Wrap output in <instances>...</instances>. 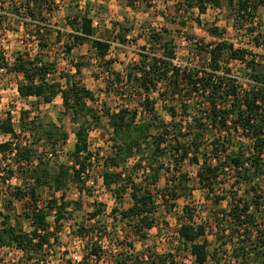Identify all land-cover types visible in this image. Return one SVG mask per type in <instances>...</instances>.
Instances as JSON below:
<instances>
[{
    "label": "trees",
    "instance_id": "trees-1",
    "mask_svg": "<svg viewBox=\"0 0 264 264\" xmlns=\"http://www.w3.org/2000/svg\"><path fill=\"white\" fill-rule=\"evenodd\" d=\"M7 1L13 2V0ZM135 1L139 0H126L125 4L132 6ZM223 1H226L229 7L234 6L235 1L237 8L234 10L235 17L244 19L248 25L254 23L257 9L264 6V0H181L178 5L184 9V12L195 10L198 16L194 20L199 25L200 16L204 15L209 7L220 8ZM49 5H51L50 0H23L17 6H12L14 11L12 16L18 20L27 18L28 22L23 21L24 24L34 28L29 32V39L40 52L50 47L47 43L50 29L47 19L39 18L42 12L38 13L37 7L50 11ZM84 8L82 12L68 18L72 32L67 34L69 42L64 43V52L69 55L77 45H90L96 62L105 70V91L113 93L116 99L128 102V105L117 108L113 112L100 111L99 113L93 106L96 102L94 93L77 82L76 77L81 74L83 63L70 61L74 74L60 75L56 79L54 64L44 61L38 53V56L31 57L27 52H23L14 57L10 64L0 45V70H4L6 75H21L16 85L18 96L25 100L33 98L36 103L41 101L44 104L51 103L59 96L64 114L75 126L73 131L75 141L69 155L71 165L59 164L57 171L49 174L45 168L41 167L40 161L36 165L37 168L33 166L34 151L31 149V143H20L10 115L0 119V135L11 137V140L0 143L1 160L10 156L13 157L14 164L25 168L19 172L20 168L13 171L6 166L2 167L1 171L6 175H1V183L14 178L17 172L24 174V178L32 182L25 189L7 186L5 195L0 197L3 206V212L0 213L2 218L0 250L3 248L18 250L26 256L28 264H46L47 255L53 254V252L48 254L49 250L58 244L57 233L52 231L48 218L52 217L53 223L58 225L65 220L71 205L79 208L77 202L71 203L65 200L64 189L69 182H73L79 186V190H82L85 184L83 176L91 166L92 159L87 143L88 131L93 125L99 124L103 115L108 120V127L111 130V147L114 151L112 155L104 158L102 181L108 190L112 185H116L113 194L118 203L128 185L131 205L126 210L113 209L112 212H118L121 220L128 223L127 227L135 236L144 237V232L152 229L157 220L154 217L156 209L154 193L145 188L140 189V184L134 183L131 175L122 177V173L117 171L133 157H137L138 161L134 165L135 168L140 167L145 160L147 161L146 168L149 174L144 178L147 181L149 179L150 186H156L164 166L159 159L166 147L174 146L169 155L174 157L176 163L187 161L191 165H197L200 163L199 151L210 140L209 155L216 163L212 166L203 159L196 173L201 188L207 192L206 197L213 194L214 182L218 180L219 173L225 167L233 169L238 183L239 179L250 183L253 177H264V65L260 66L251 55L247 59L246 56L249 53L246 51L236 49L226 41H219L203 47L202 51L208 55V58L202 65L177 67L173 63L177 58L175 43L172 39H164V34H168L169 31L162 28L160 31L148 30L145 38L148 47H142L140 59L127 67L125 77L122 78L120 72L111 69L112 62L115 61L106 59L110 53V43L102 37L95 36L96 28L90 16L89 4ZM3 25L4 21L0 20V29ZM112 27L113 31L118 28L119 34L116 36V41H119V45L124 44L125 37L133 30L132 25L124 27L122 23H112ZM208 32L214 36H220L216 27L209 28ZM3 33H5L4 29ZM55 34V42L58 43L63 33L55 31ZM230 60L241 62L250 70L248 74L250 87L246 90H241L236 84L235 77L230 75L227 69ZM154 93H157L164 102L173 104L167 111L174 121L178 113L183 118L181 123L174 126L175 134L170 131L172 122L165 123L156 113L155 101L151 97ZM133 101L141 109L142 117H144L142 122L136 121L137 109H129ZM30 134L35 137L31 132ZM38 134L39 140L51 142L50 154L56 153L59 140L64 142L68 137L66 132L56 125H50L47 130H41ZM208 135L210 139L207 141ZM235 144L238 146L232 150ZM144 148L149 150L147 157L144 156ZM230 150L233 155H230ZM235 150H238L240 154H234ZM180 179L179 185L184 184L187 177L183 174ZM122 181L126 185H122ZM40 184L48 185L53 191L59 192L60 196L55 198L53 195L45 206H39L36 201L35 185ZM249 190L250 197L240 199H237L233 193L228 211L217 212L214 219L218 221L217 229L222 226L220 231L224 239H226V233L232 240L236 230H241L242 239L252 238L250 243L253 247L251 248L253 258L261 257L259 263L264 264V231L259 228L261 226L264 228V220L260 225L256 222L257 213H264V187L260 189L258 185L250 184ZM172 197L177 200L185 197V194H173ZM26 199H30L33 204L31 209L21 214V217L29 222L30 231L28 232L10 223V214L15 216L14 203ZM223 200L225 198L219 196L212 202L213 205L218 206ZM103 207L102 204L97 205L91 217L100 215ZM183 209L187 221L179 225L177 234L182 245L193 258L194 264H205L209 258H212L214 264H220V259H215L214 254L209 252V243L206 240L198 241L205 233L204 224L194 221L189 207L184 206ZM228 229L230 233H227ZM84 232V228L80 227L75 234L84 238L86 237ZM215 237L218 240L222 238L218 234ZM97 239L88 249L81 264L88 260L97 263L107 257L106 251ZM221 244L226 246L227 243ZM128 246L130 247L131 244ZM244 248V246L238 249L233 248L231 256L237 258L238 252L243 251ZM128 259L130 258L116 257L114 263L128 264L126 261ZM60 260L58 264H64L62 263L64 259ZM0 264H2L1 255Z\"/></svg>",
    "mask_w": 264,
    "mask_h": 264
},
{
    "label": "rangeland",
    "instance_id": "rangeland-1",
    "mask_svg": "<svg viewBox=\"0 0 264 264\" xmlns=\"http://www.w3.org/2000/svg\"><path fill=\"white\" fill-rule=\"evenodd\" d=\"M0 1V20L4 21V25L0 29V45L10 64L13 62L14 57L23 52H27L31 57L38 53L44 61L54 64V77L58 79L60 75L74 74L70 61L81 62L84 66L76 80L80 85L94 93L96 102L93 106L99 113L100 111L113 112L117 108L128 105V102L116 99L113 93L105 91V70L95 61L89 44L75 47L69 55L64 52V43L69 42L67 34L72 32L68 24V18L75 13L82 12L83 10L80 7H83L86 0H50V11L37 7L38 13L42 12L39 18H46L50 29L47 42L50 47L48 49L44 48L41 52L38 47L36 49L35 44L29 39V32L33 31L34 28L25 25L24 22L12 16L14 13L12 6H17L23 0H13L12 3L7 0ZM179 2L181 0H139L135 1L132 6H128L129 8H125L126 4L109 3L107 8L110 15H107L110 16V20H108V16L103 15L104 17L99 18L101 20L99 23L96 15L90 13L95 17L94 20L97 23L95 36L102 37L110 43V53L107 59L115 61L111 65L113 71L120 72L122 78L125 77L127 67L140 59L139 54L143 51L142 47H148L145 39L148 30L160 31L162 28L169 31L168 34H164V39L174 41L176 56L181 65H202L208 58V55L202 51L203 47L219 41L231 43L234 48L249 53L246 56L247 59L251 55L255 57L260 66L264 65V6L257 9L254 23L248 25L244 19L235 17L236 12L234 10L237 9L235 1L232 7H229L227 2L223 1L220 8L209 7L206 13L200 16L198 25L194 20L198 16L197 12L195 10L184 12V9L178 5ZM96 9L97 12H104L103 5H99ZM112 23H122L124 27L133 26L131 33L128 34V37H125L123 45H119V41H116L119 31H116V34L114 33ZM211 27H216L220 36L210 34L208 29ZM3 29L5 33H3ZM55 31L63 33L59 39L60 44L55 42ZM227 69L230 71V75L235 77L236 84L241 90L250 87L248 78L250 70L246 68L245 64L230 60ZM20 79L21 75L0 73V119L10 115L20 143H31V149L34 151L33 166L37 168L36 165L40 161L41 167L45 168L49 174H53L57 171L59 164L71 165L69 155L73 150L75 141L73 134L75 126L70 123L69 117L64 114L60 98L53 99L49 104H44L41 101L36 103L35 99L21 100L15 91ZM151 97L155 101L156 113L165 123L172 122L170 131L175 134L176 129L174 126L181 123L183 119L180 113L174 121L167 111L168 107L173 104L161 100L157 93L152 94ZM129 109H137L138 118L136 121L138 123L143 121L144 117H142L141 109L135 101L130 104ZM50 125L60 127L68 136L64 142L58 141L55 154H50L51 142L44 139L39 140V137H37L39 131L47 130ZM30 132L35 135L34 138ZM206 138L208 141L210 136L208 135ZM8 140H11L10 136L0 135V143ZM170 140L173 139L170 138ZM14 141L16 142L15 139ZM209 142L210 140L199 151V162L201 163L203 159H206L207 163L213 166L216 162L209 155ZM87 143L92 159L91 166L88 167L83 176L85 184L82 190H79L77 184L69 182L66 189H64L65 200L71 203L77 202L79 208H74V205H71L67 210L68 214H66L65 220L58 225L53 223L52 217L48 218L52 231L57 233L58 244H55L49 250L48 254L52 252L53 254L47 255L46 264H58L61 261L60 259H64L62 261L64 264H81L88 249L91 248L95 239L100 236L101 238L97 240L100 241L106 251L105 255L107 257L102 258L97 263L88 260L83 264H115L116 257H129L130 259L126 260L128 264H194L192 257L182 245L177 234L179 225L187 221L186 216L183 214L184 206L191 209L196 223L204 224L205 233L198 241L206 240L209 243V252L214 254L215 259H220V264H260L261 257L253 258L251 253L253 247L250 241H252V238L242 239L241 230H236L232 240L228 238L226 233V239H224V235L222 236L220 231L222 226L217 229L216 223L218 221L214 218L217 212L228 211L230 197L233 193L237 199H240L250 197V184L258 185L260 189H263L264 177H253L250 183L239 179L240 182L238 183L233 169L225 167L219 173L218 180L216 179L214 182L213 196L206 197L207 192L201 188L202 186H200L196 174L200 163L197 165H191L187 161L176 163L174 157L172 158L169 155L172 153L170 150L174 146L166 147L159 159L164 166L163 170L160 171L156 186H150L149 179L147 181L144 178L149 174L146 168L147 161L145 160L140 164V167L135 168L134 165L138 161L137 157H133L123 168L121 167L117 171L122 173V177L131 175L134 183L140 184V189L145 188L147 191L154 193L156 207L154 217L157 222L155 226L150 230H146L144 237H140L130 232L127 227L128 223L121 220L118 212H112L113 209H116V211L126 210L131 205L128 185L122 181V185H126L127 190L121 195L122 199L118 203L113 194L116 185H112L108 190L102 181L104 158L112 155L114 151L111 147V130L108 127V120L105 115L102 116L98 125H93L88 131ZM237 146L235 144L232 150L236 149ZM163 147H165L164 144ZM232 150H230V155H233ZM144 152V156L147 157L149 150L144 148ZM234 154L239 155L240 152L235 150ZM12 158L8 156L5 160H1L2 157H0V177L6 175L1 171L4 166L13 171L20 168L19 172L25 169L23 166L14 164ZM165 169H168V171H165ZM183 174L187 177V180L184 184L180 183L179 185L180 176ZM24 176V174L17 172L16 176L7 182L1 183L0 181V197L5 195L7 186L25 189V187L31 185L32 182ZM35 193L39 206H45L53 195L55 198L60 196L59 192L53 191L48 185L41 184L35 185ZM178 193L185 194V197L174 200L172 195ZM219 196L224 197L225 200L220 202L218 206L213 205L212 201ZM100 204L104 206L102 208L103 212L95 218L91 217V214L97 209V205ZM14 205L15 216L10 214L11 225H18L25 232L30 231L29 222L23 219L21 214L23 211L32 208L31 200L17 201ZM1 212H3V206L0 198ZM256 217V222L260 225L264 220V213H257ZM1 221L2 218L0 217ZM80 227L84 228V235L86 236L84 238L75 234ZM259 228L264 231L262 226ZM103 230L105 232H102ZM227 233H230V229ZM216 234L222 238L216 239ZM222 242H226V246L222 245ZM242 246L245 247L243 251H239L237 258H233L231 256L232 249H238ZM0 255L2 256V264L29 263L26 256L17 250L3 248L0 250ZM143 255L147 256V260L143 259ZM205 264H214V262L212 258H209Z\"/></svg>",
    "mask_w": 264,
    "mask_h": 264
},
{
    "label": "crops",
    "instance_id": "crops-1",
    "mask_svg": "<svg viewBox=\"0 0 264 264\" xmlns=\"http://www.w3.org/2000/svg\"><path fill=\"white\" fill-rule=\"evenodd\" d=\"M124 1V2H123ZM109 3L111 4V3H116V4H118V5H121V4H124L125 5V0H86L85 2H84V4H83V7H80L81 9H85L84 7H85V5H87V4H89V9H91V14H95L96 15V17H97V19H98V23L101 21L99 18H102V17H104L103 15H105V16H108V15H110V12L108 13V6L107 5H109ZM97 4V5H96ZM99 5H103L104 6V12L103 13H101V12H97L98 10L96 9V7H98ZM128 6H125V8H127ZM129 8V7H128ZM108 14V15H107ZM91 17H92V19H93V25H94V27L97 25V23H96V21L94 20V16H92V15H90ZM108 20H110V16H108ZM96 28V27H95ZM116 31H118V28H116L115 29V34H116ZM126 37H128V35L126 36ZM59 41V40H58ZM58 44H60V42H58ZM82 46H85V44H83V45H77L76 47H82ZM75 48V47H74ZM74 48L72 49V51L74 50ZM94 54V53H93ZM107 57H109V55H107L106 56V59H107ZM7 61H9L8 59H7ZM12 61V60H11ZM96 61V60H95ZM115 63V62H114ZM19 78V77H18ZM15 91H16V87H15ZM16 93H17V91H16ZM17 96H18V93H17ZM19 97V96H18ZM20 98V97H19ZM56 98H60L59 96H57ZM21 100H24V99H22V98H20ZM30 99H33V98H29L28 100H30ZM55 99V98H54ZM193 259V258H192ZM194 262V261H193Z\"/></svg>",
    "mask_w": 264,
    "mask_h": 264
},
{
    "label": "built area",
    "instance_id": "built-area-1",
    "mask_svg": "<svg viewBox=\"0 0 264 264\" xmlns=\"http://www.w3.org/2000/svg\"><path fill=\"white\" fill-rule=\"evenodd\" d=\"M0 3H1V1H0ZM24 11V10H23ZM1 13V12H0ZM22 22L24 21H27L28 22V20H27V18H24V19H20ZM173 63L177 66V67H184V65H181V63H179V61H178V58H176L174 61H173ZM185 66H190V65H185ZM0 73H4V70H0ZM5 249H8V250H12V249H9V248H5ZM13 250H15V249H13ZM18 251V250H17ZM143 259L144 260H147V256L146 255H144L143 256Z\"/></svg>",
    "mask_w": 264,
    "mask_h": 264
}]
</instances>
